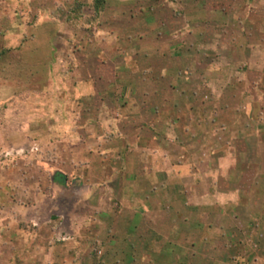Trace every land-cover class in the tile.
<instances>
[{"label": "rangeland", "instance_id": "374dc122", "mask_svg": "<svg viewBox=\"0 0 264 264\" xmlns=\"http://www.w3.org/2000/svg\"><path fill=\"white\" fill-rule=\"evenodd\" d=\"M98 1L101 0H61L60 3H54L57 9L51 11L60 20L63 16L60 21V30L53 35V43L56 47L54 61L62 64L65 63V59L71 60L69 65L65 66L71 72L77 71L79 68L72 64L76 58L82 63L83 57L86 58L87 49L84 51L70 49L69 56H67L69 58H66L63 44H73L76 48L80 44L86 46L97 43L96 54L101 58V63L111 56L113 64H111L110 72L108 68L105 70L99 67L96 73L100 76L112 75L113 68L118 66V68L116 67L117 81L107 84L103 83L106 80L102 79L100 83L95 84L99 92L98 95L102 96V101L92 103L93 100H91L86 104L88 106L92 103V106H95V114L85 111L84 114L77 117L73 114L68 115V111L77 112V110L76 103L67 104L64 99L63 93H66L67 89L65 87L63 90V86H66L67 83L58 81L46 84V86L44 83L31 81L32 69L20 65L19 55L14 47L19 39L27 37V32L23 33L22 38L18 34L19 26L16 23L19 14L17 11L31 14L39 4L53 9L51 1L31 0V3L25 6L20 2L14 4L12 1L0 0V264H110L114 261L116 249L123 248L122 246L125 244L124 239L119 241L120 236L118 235L123 234L124 221L127 218L130 219L131 211L121 209L114 198L109 196L110 199H108L102 195L101 188L97 189L95 197L91 194L92 192L86 191L87 185L99 181V177L96 176V171L93 172L86 166L85 162L88 161L68 163L72 160L68 155L73 153L76 145L74 143V146L69 147V141H67L68 144L64 141L66 135L71 132L68 133L64 129L63 122H68L71 119L73 123H76V121L87 119L90 115L89 117L95 118L96 128L98 130L102 128L98 133L103 135L105 141H112L115 138L122 139V137L130 141L131 137L127 136L129 131H132L129 125L139 117L141 120L139 122L149 128L148 135H150V131L153 133H151V139L155 138L156 132L164 136V141L160 140V143L165 145L164 149L168 153H171L170 150L174 148L170 145L173 139L177 138L179 125L180 129L182 128L181 136L186 134L180 138V141L188 144V136L191 132L189 128L192 120L194 121L193 116L189 113V108L195 102L201 108L207 106L214 110L213 117L217 122L215 126H219L223 122V120L220 122V118L226 119L224 121L228 123L237 121L236 119L243 115L247 129L252 127L251 123H258L260 127L264 123V108L261 107L263 115L252 120L245 103L247 100L251 101L256 98L255 96H259L261 106L264 104V99H262L264 97V0H255V3L253 0H225V4H221L228 6L226 8L230 15H233L231 21L227 22L226 17L219 15L217 18L207 20L206 24L205 17L196 14L200 18V20L199 18L195 20L197 24L193 23L191 26L184 24L181 27L182 32L187 28L189 30L202 28V32H207L201 37L202 42L206 40L209 42V39L212 38L209 35L214 33L212 38L214 46L182 50L181 52L174 50L166 53L165 58L168 63L172 61V58L179 56V53L182 54H180V75H166L165 81L160 85L166 94L164 96L165 108L164 112L159 111V115L154 117L165 119L164 125L166 126L161 130H155L159 121L153 120L152 115H148L149 113L145 110H142V114L146 112L143 116L140 111L137 112V108L141 106L151 107L152 100L148 97L141 100L135 95V98L132 97L128 90L132 83L128 78L133 73L127 69L130 68L129 65L126 69L119 67L123 66L122 63L125 59L132 61L131 56L134 58L135 53H138L142 58V49L133 50L135 45L141 43L140 25L129 22L127 27L132 26L134 29L128 35L120 33L125 27L123 22L112 20L113 14L110 13V5ZM206 2L207 0H199L197 3L199 10L200 8L204 9ZM218 3L213 2V5L216 6ZM225 6H222L223 9ZM142 8V4L132 3L121 5L118 10L133 15ZM68 11L70 17L71 13H76L82 19L69 22L65 18ZM154 20L153 23L158 22V20ZM159 21L163 22V19ZM171 21L169 20L166 30L173 28ZM71 28H78V34L67 32V29L72 30ZM232 29L239 31L242 42H257L262 44L263 48L258 47L255 51L249 49L235 53L227 52L230 56L229 59H226L224 56L227 51L224 49L225 40L233 37ZM13 34L16 35L14 38ZM215 34L217 35L215 36ZM172 38H178V33L172 35ZM121 40L124 43L120 44ZM108 48H110L109 51H107ZM105 50L109 52V56L108 53H104ZM144 53H146L145 56L150 55L146 50ZM192 58L198 61L196 62L197 66L190 64ZM227 60L230 62L228 61V63ZM207 63L209 64L207 65ZM173 66H170L171 74L172 71L176 73L174 70L176 66H174L175 68ZM58 69L61 75L59 77L62 78L66 68L61 66V69ZM134 69L137 70L135 74L141 76L146 68L137 66ZM81 70L82 74L84 72L89 74L87 67ZM121 71L122 73H119ZM150 71L152 70L150 69ZM150 71L149 73H151ZM222 75H224V80L220 81ZM195 76L197 83H194ZM146 83H139V89H142L141 86H146ZM43 86L48 89L43 90ZM134 86L137 87V84ZM133 89L136 91V88ZM108 92L115 93H110L108 96ZM169 92H175L176 95L182 92L186 98L173 99ZM190 92L196 97L193 96L194 98L189 99ZM243 92L250 95V99L242 100ZM73 101H76L75 98ZM173 107L174 115L166 110ZM84 108L86 107L84 106ZM82 111L84 112V109ZM218 111L227 112L229 115H215ZM128 117H131L132 121L129 122ZM200 118L197 121L203 122L204 117ZM174 123L175 125H172ZM110 125H114L111 131L108 127ZM219 132L218 134H220ZM199 134L202 135V131ZM154 141L149 140V146H152ZM219 141V139L213 141L214 148L219 147ZM62 143L66 145L64 146ZM143 147L140 150L143 151ZM199 147L196 148L197 152L199 155H203L204 149ZM246 158H249V161H245L246 164L243 163L242 167H246V165L251 167L252 157ZM243 160L245 159L243 158ZM64 162L70 168L68 172L64 170L66 173L58 171L64 167ZM260 165L262 166V164H258L256 169L252 166L250 171L259 170ZM120 166H124V164ZM83 169L85 170L83 171ZM104 171H102V175L106 177L109 173L108 168ZM249 172L246 173V176L251 175L252 172L250 174ZM59 174L66 176L65 182L58 178ZM100 180L101 182H99L106 186V183H103L104 180ZM252 221L250 220L248 223L246 236H249L244 241L246 250L254 253ZM200 223L204 224L202 221ZM140 224L139 222L134 229V237L137 240L140 233L146 231L145 227ZM235 227L234 231L230 229L231 227H224L226 232L222 233V236L226 237L229 242L226 244L228 246L231 244V247L240 235L236 232ZM204 230L205 228H201V226H192L185 229V235L198 237ZM136 243H139V240Z\"/></svg>", "mask_w": 264, "mask_h": 264}, {"label": "crops", "instance_id": "0c3cea01", "mask_svg": "<svg viewBox=\"0 0 264 264\" xmlns=\"http://www.w3.org/2000/svg\"><path fill=\"white\" fill-rule=\"evenodd\" d=\"M11 1L14 4L20 2L25 6L31 3V0ZM11 1L7 0V2ZM50 1L54 6L53 9L39 4L31 14L25 13V11H17V14H19L16 23L19 26L17 28L18 34L22 38L23 33L27 32V37L19 39L15 46L13 44L19 55V63L23 67H31L33 75L30 77L34 83H44L45 85L58 81L67 83L66 86H63V90L65 87L67 89L66 93L62 91L64 92V99H66L67 104L76 103L77 110V112L68 111V115L73 114L79 117L85 111L89 114H95V106H92V103L102 101V96L98 95L99 92L95 84L100 83L102 79H105L106 81H103V83L107 84L117 81L116 67L118 68V66L113 68L112 75L100 76L96 73L99 67L105 70L108 68L110 72L111 64H113L111 56L101 63V58L96 54L97 43L86 46L80 44L76 48L73 44H63L66 58H69L67 56H69L70 49L74 48L76 51L87 49L86 58L84 56L82 59L84 61L80 63L76 58L72 64V66L79 68L77 71L71 72L65 66L66 64L69 65L71 60L65 59V63L62 64L54 61L56 47L53 43V35L60 30V21L63 16L60 20L51 12L57 9L54 3H60L61 0ZM98 2L110 5V13L113 14L112 20L123 22L125 27L120 33L128 35L134 29L132 26L127 27L129 22L140 25L141 43L135 45L133 50L142 49V58L134 51L135 57L131 56L133 62L125 59L122 63L123 66L119 67L126 69L129 65L130 68L127 69H130L134 74H131V77L128 75V80L132 83L128 90L131 92L132 97L135 95L141 100L144 97L152 100L151 107L141 106L137 108V112L140 111L141 116L147 112L148 115H152L153 120L159 121L155 126V130L164 129L166 126L164 125L166 123L165 119L154 117L159 115V111L164 112L165 108L164 103L166 100L164 101V96L166 94L160 85L165 81L166 75H180V54H182L179 53V56L172 58V61L168 63L165 58L166 53L174 50L181 52L182 50H195L201 47L212 48L214 46V39L212 40L214 33L209 35L212 37L209 42L206 39L202 42L201 37L207 33L202 32V28L192 30L187 28L182 32L181 27L184 24L186 26H191L193 23L197 24L195 20L199 17L196 14L205 17L206 24L207 20L217 18L219 15L226 17L228 22V20L231 21L233 15H230L228 8H226L227 5L221 4H225V0H207L208 4L206 2L204 9L200 8V10L197 6L199 0H101ZM213 2L220 3L214 6ZM132 3H140L143 8L138 9V12L133 15L118 10L121 5ZM253 3H255V0H253ZM222 6H225V8L223 9ZM69 14L68 11L65 15L69 22L70 20L82 19L76 13H71V17ZM154 19L158 22L153 23L152 21L155 22ZM161 19H163V22L159 21ZM169 20H172L173 28L166 30L168 29ZM71 29H67V32L78 34V28ZM175 33H178V38L173 39L172 35H175ZM231 34L233 37L225 40L224 49L227 51L224 56L226 59H229L230 56L227 52L235 53L249 49L255 51L258 47L263 48V45L257 42H242L237 29H232ZM14 36L16 35L13 34V38ZM122 43L124 41L121 40L120 44ZM145 50L150 55L145 56ZM107 51L103 52L108 53L109 56ZM190 62V64L197 66L196 62L198 61L196 59L192 58ZM171 65L176 66V69H174L176 73L174 71H172V74L170 73ZM61 66L66 68L62 78H60L61 75L58 69H61ZM137 66L146 68L141 76L135 74L137 70L134 68ZM86 67L89 74H85V72L82 74L81 69L84 70ZM119 73H122V71ZM223 76H221L222 80L220 81L224 80ZM196 79L195 76L194 83H197ZM144 82H147V85L141 86L142 89L140 90L138 85ZM135 84H137V87L134 86ZM46 86H43V90L48 89ZM133 88H136V91ZM110 93L114 94L115 92H108V96H110ZM169 94L173 96V99L186 98L182 92L177 93V95L175 92H169ZM193 96L190 92L188 98L196 97V95ZM242 96V100L251 97L244 92ZM255 97L251 101L247 100L245 102L248 107L247 112L252 120H256L257 117L263 115L261 107L264 108V104L261 106L259 96ZM74 98L77 102L73 101ZM91 100L93 102L87 106L86 104ZM191 106L189 113L193 116L194 121L192 120L193 124L191 123L189 128L191 132L189 136L187 135L189 142L187 144L180 141V138L186 134L181 136L182 128L180 129V125L177 124L179 129H177V138H174L170 145V147H174L170 150L171 153H168L164 149L165 145L160 143V140L164 141V136L156 132L154 136L156 139H151L153 133L150 131V135H148L149 128L144 126V123L139 122L141 121L139 117L138 120L129 125L130 130H132L127 135L131 137L130 141L122 136V139L115 138L112 141H105L103 135L98 133L102 128L99 130L96 128V125H94L95 118L89 117L90 115L87 119L76 121V123H73L71 119L68 122H63L64 129L68 133L71 132L66 135L64 141H66V144L69 141V147L74 146V143L76 145L72 151L73 153L68 155L72 158V160L68 159L70 160L68 163L88 161L85 163L89 170L96 171L95 174L99 177V181L101 182L100 179H103V183H106V186H103L99 181L88 183L86 191L92 192L91 194L95 197L97 189L101 188L102 195L108 199L114 198L121 209L130 210V214L132 213L130 219L127 218L124 221L125 230L122 231L123 234L118 235L120 236L119 241L124 239L125 244L122 246L123 248L118 246L120 249H116V254L113 257L114 261L110 264H264V123L261 124V127L258 123H251L252 127L247 129L243 115L239 118L236 117L237 121L234 120L228 123L224 121L226 119L220 118V122L222 120L223 122L219 126L217 125L220 127L218 128L215 126L217 122L216 118L213 117L215 112L212 108L207 106L201 108L196 102ZM82 109H84V112ZM171 109L166 110L174 115V107ZM221 109L228 110L226 108ZM142 110L146 112L142 114ZM218 114H221V116L229 115L227 112L220 111L216 112L215 115ZM202 116L204 117L203 122L197 121ZM128 119L129 122L132 121L131 117H128ZM172 125H175V123ZM113 126H108L110 131ZM167 126L169 125L167 124ZM200 131H202V135L199 134ZM218 131H220V134H218ZM135 132L136 134H134ZM216 139L220 140V144L219 147L214 148L213 141ZM149 140L151 142L155 140L152 146H149ZM198 146L204 149L203 155H199L197 152L196 148ZM142 147L144 152L140 150ZM246 157H252L251 163H253L254 169L257 168L258 164H262L259 170L253 169V171H250L252 166L249 165H246L247 168L242 167L246 164L245 161H249V158ZM122 164L124 166H120ZM63 166L58 169L59 172L70 171L65 162ZM107 168L109 173L105 177V175H102V171ZM249 171L252 172L251 175L246 176ZM58 178L64 182L66 180V176H62V174H59ZM250 220H253L252 241L255 244L254 253L246 250L245 243L249 236H246V229H248ZM201 221L204 224L200 223ZM139 222L141 226L145 227L146 231L140 233L139 243H136L138 240L134 237V229H136ZM118 225L121 226L122 224ZM192 226H201L205 230L201 231L202 234L198 237L186 236L185 229ZM234 226H236L235 230L240 235L235 239V246L233 244L231 247V244L229 246L226 244L228 241L226 237L222 236V233L226 232L224 227L233 229Z\"/></svg>", "mask_w": 264, "mask_h": 264}]
</instances>
